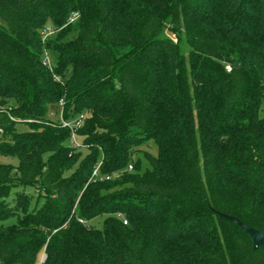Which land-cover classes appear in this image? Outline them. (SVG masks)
I'll return each instance as SVG.
<instances>
[{"label":"trees","instance_id":"1","mask_svg":"<svg viewBox=\"0 0 264 264\" xmlns=\"http://www.w3.org/2000/svg\"><path fill=\"white\" fill-rule=\"evenodd\" d=\"M263 104L264 0H0V264H264Z\"/></svg>","mask_w":264,"mask_h":264},{"label":"built area","instance_id":"2","mask_svg":"<svg viewBox=\"0 0 264 264\" xmlns=\"http://www.w3.org/2000/svg\"><path fill=\"white\" fill-rule=\"evenodd\" d=\"M79 18V14L78 13H74L73 16L71 17L69 24L72 22H75L77 19ZM55 34V30H52L50 28L45 29L42 32L43 35V40L46 41L48 38H50L52 35ZM44 65L47 66L51 71H53V60L51 58V55L49 54L48 51H45L44 53ZM57 81H61L60 78L56 77L55 78ZM60 111L58 113H54L53 111L50 112L49 114V118H51L52 120L53 117H57L58 120L55 122H58L62 125L63 128L69 129L71 132V141L70 144L72 147L76 148V149H87L86 146H84L81 141L78 138V130L82 128L83 124H84V120H85V115H79L73 119H65L64 118V101L61 100L58 104ZM0 133H2V129L0 127ZM99 167L100 165H98L97 169L94 171L93 176L94 177H98L99 176ZM132 170V166L129 167V171ZM107 179H110V177H107ZM81 223H84V221L80 220ZM125 224H127V222H124Z\"/></svg>","mask_w":264,"mask_h":264},{"label":"rangeland","instance_id":"3","mask_svg":"<svg viewBox=\"0 0 264 264\" xmlns=\"http://www.w3.org/2000/svg\"><path fill=\"white\" fill-rule=\"evenodd\" d=\"M47 28L55 30V27L53 24H49L47 26ZM163 36L169 37V38L173 39L175 42L179 41L180 42V49H181V52L183 54L186 55L191 51V47L188 45V43L184 39H182L181 41H180V39L177 40V38L168 29H165ZM8 104L13 105V102L9 101ZM51 109L54 113H58L60 111L59 106L51 107ZM263 114H264V104H263L262 110H261V115H263ZM53 119L55 121L58 120L57 117H53ZM17 130H18V132H26L29 130V126L25 123H18ZM144 149L152 152L153 154H156V152H157V150L155 149V147H153V145H151L150 148H144ZM82 152H83V155H85L87 153V149H83ZM0 163L17 165L18 161L16 159H13V158L0 156ZM26 191L34 196L33 203H32V208H33L35 203L37 202V196H36L37 191L35 189H32V188H27ZM104 219H105V216H100V217L92 220L89 224L93 227H96L97 229H102ZM16 223H17V218H12V219H9L5 222L6 225H13Z\"/></svg>","mask_w":264,"mask_h":264},{"label":"water","instance_id":"4","mask_svg":"<svg viewBox=\"0 0 264 264\" xmlns=\"http://www.w3.org/2000/svg\"><path fill=\"white\" fill-rule=\"evenodd\" d=\"M223 218L237 224L252 240L254 249L264 247V232L256 230L234 216L221 215Z\"/></svg>","mask_w":264,"mask_h":264},{"label":"crops","instance_id":"5","mask_svg":"<svg viewBox=\"0 0 264 264\" xmlns=\"http://www.w3.org/2000/svg\"><path fill=\"white\" fill-rule=\"evenodd\" d=\"M45 260V256H43V258H42V261H44Z\"/></svg>","mask_w":264,"mask_h":264}]
</instances>
